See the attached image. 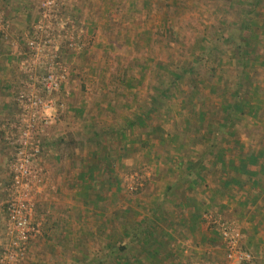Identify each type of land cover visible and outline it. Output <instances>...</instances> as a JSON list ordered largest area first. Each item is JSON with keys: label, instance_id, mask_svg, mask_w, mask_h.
Returning <instances> with one entry per match:
<instances>
[{"label": "crops", "instance_id": "0c3cea01", "mask_svg": "<svg viewBox=\"0 0 264 264\" xmlns=\"http://www.w3.org/2000/svg\"><path fill=\"white\" fill-rule=\"evenodd\" d=\"M250 36L245 43L246 53L241 55L243 62L245 60L242 65L245 77L239 80L241 96L237 97L235 94L236 84L220 79V74H215L209 82L200 79L196 86L200 90L204 87L206 91L202 97L197 95L200 91L194 93L193 102L199 114L198 119L204 115L207 120L202 118V130L194 131L195 135L202 134L206 128L209 129L210 137L216 136V142L203 158L202 166L207 170L197 183L186 179L178 180L180 178L177 176L184 173L183 170L181 171V167L174 169L173 160L161 158L160 154L164 149L155 143L154 137L146 135V124L134 126L131 130L136 133L134 135L129 130L123 131L118 137L119 146L114 143L112 136L115 135L116 123L129 121L134 116L135 112L132 111L136 108V100L133 106L120 107L123 111L129 107L125 118L119 112L117 117L113 113V124L104 123L98 129L100 142L96 143V151L101 156L96 162L87 155L94 148L92 145L85 149L83 155L80 153L81 156H78L76 149H64L63 143L71 140L70 134L65 132L60 136L65 142L59 144L54 159L49 158L46 185L37 194L36 214L43 213L46 217L40 228L39 242L31 247L26 264H66L71 258V253L66 248H85L89 243L97 248L101 244L103 232L107 231L104 229L105 224L111 228L118 221L123 224L124 219L129 220L130 217L132 222L134 217L144 215L153 222L152 229L156 224L160 232L155 234L157 238L148 242V246L155 248L164 237L169 238L165 249L178 254L177 257L163 258L162 264H264V133H255L246 124L250 119H262L259 126L264 123V74H258L264 72L260 70L264 64V47L260 43L253 49L249 48L247 40H255ZM231 53L230 67L237 71L239 58L235 56L233 49ZM255 61L261 65L257 69ZM7 71H4L5 77L10 82L1 83L4 90L16 87L17 82L11 77V71ZM208 85H211L210 95H207ZM252 88L258 89L259 97L255 100L246 98ZM9 99L11 95H4V105ZM80 102L79 107L86 109V99L81 98ZM226 104L231 107L224 108ZM166 116L170 119L168 122L165 121ZM183 117L184 113L179 116L154 114L152 123L157 119L156 123L160 122L162 127L165 126L164 130L170 129L172 133L175 128L171 124L175 119ZM106 131L111 134H106ZM132 137L139 138L140 141L133 142ZM107 141H111L112 146H108ZM169 147L171 153L183 152L179 145ZM203 147L199 143L192 146L188 155L193 159L197 158L198 152L205 151ZM187 148L188 146L185 152ZM115 150L117 162L106 164L102 152L112 151L110 157H114ZM128 158L134 164L143 165L149 172L138 191L122 195L120 191L125 189H117L113 183L121 178L119 168L124 166L123 161L126 162ZM168 184L171 187L167 188ZM120 207L121 218L117 217V209ZM201 211H205V218H202V214L199 215ZM210 212L216 218L222 216L233 220L242 229V246L251 251L250 260L231 263L225 261L224 242L215 227L209 224L211 221L207 220L210 219ZM122 227L124 224L119 226ZM134 258L136 264L156 262L152 257L146 256H131L130 261Z\"/></svg>", "mask_w": 264, "mask_h": 264}, {"label": "rangeland", "instance_id": "374dc122", "mask_svg": "<svg viewBox=\"0 0 264 264\" xmlns=\"http://www.w3.org/2000/svg\"><path fill=\"white\" fill-rule=\"evenodd\" d=\"M53 1L56 4L53 6L52 2L49 5V13L48 7L43 5L47 3V0H0V34L2 33L0 35V259L3 251L6 254L5 259L11 258L10 249L6 248L8 244L5 243L9 241L6 206L12 180L10 163L15 153V144L12 141L16 136L14 124H17L21 111L19 97L23 93L32 91L44 96L45 92L38 84V79L49 56L54 52L58 54V59L65 67L63 71L66 72L68 81L53 95L54 107L48 109L49 124L42 125L43 132L40 136L43 184L41 189L46 185L48 160L49 158L54 159V154L57 153L59 144H61L58 140L62 134L66 132L72 139L68 143H63L64 149L74 148L78 156H81L80 153L83 155L90 145L95 146L90 139L94 129H101L104 123L113 124L112 118L115 119L111 116L113 113L117 117V112H119L125 118L129 107L123 111L121 106H133L135 100L139 102V96L146 97L159 93L162 86H168L169 78L163 65L168 64L167 68L174 69L172 63L178 58H185V54H188L186 50L183 54L179 52L180 49L176 45L165 48L154 41L157 37L155 30L162 21L161 14L169 10V6L167 9L162 2L156 5L155 0ZM166 1L170 3L172 13L174 9L177 10L173 14V21L176 24L174 27L182 29L189 39L200 33L203 37L217 36L221 27L235 31L237 23L246 16V11L244 16V10L241 8L240 0H233L231 6L228 3V7L221 4L224 6L223 13H226L225 23H218L211 19V15L214 17L220 15L215 0H185L178 3L174 0ZM261 4L256 8L258 10L256 13L254 11L249 14L253 24L247 37L251 35L255 40L247 41L249 42L248 47L252 49L260 43L264 47V0ZM216 24L217 28L214 27ZM31 38H34L41 47L40 54L30 49L28 41ZM162 43L165 45L163 41ZM218 45L216 54L211 56L209 63L212 62L216 67L222 65L233 75L235 70L230 67L232 56L230 42ZM203 47L202 44L200 49ZM246 47H243L242 55L246 53L244 50ZM235 56L237 57V54ZM206 59L207 57L202 58V63L199 64L202 72L196 76L198 81L200 79L206 81L213 72L209 69L207 71L204 64ZM254 63L256 69L261 66L257 61ZM262 65L264 67V64ZM263 67L260 70H264ZM123 68L127 69L130 77H133L132 87H128L132 90H127V96L118 93L122 89L126 90V85H128L117 78ZM5 69L8 73L11 71V77L17 81L16 87L12 86L4 90V86H1L4 81L10 82L6 80ZM176 70L179 71L178 66ZM258 74L262 76L264 72ZM183 90L174 86L169 87L167 95L161 96L160 102H156L161 105L156 112L160 116L163 113L178 116L183 114V109L178 110L176 100H173V98L177 99L176 97L181 95ZM191 91L195 93L200 89L195 87ZM257 91L258 89L252 88L246 98L255 100L259 97ZM133 93H136V97ZM6 94L11 95V99L7 100L4 105L3 97ZM81 98L86 99V109L79 107ZM142 106L146 109L145 104ZM166 117L165 121L168 122L170 119ZM262 122V119L260 121L250 119L246 124L253 132L263 131L264 133V123L260 126L258 124ZM163 128H165L164 125ZM106 144L112 146L111 141H107ZM87 155L89 156V153ZM123 163L124 166L119 168L120 177L127 191L131 192V189H134L139 182L142 184L140 186H143L149 171L142 164H140L142 166L134 164L129 158ZM35 207H37L36 204ZM210 213V219L207 218V220L216 223L214 219L217 218L212 215V212ZM45 217L43 213L36 214V208L34 209L33 224L37 226L36 235L30 242L29 248L26 247L25 256L20 264L27 263L32 246L39 242L40 228ZM217 217L221 222L227 221L240 231L239 246L245 249L242 246L244 238L242 229L231 219ZM214 227L219 234L217 225ZM71 249L72 251L66 248L71 255L74 253L84 255L85 253V248L82 247H76L74 251L73 247ZM248 251L251 253L250 250ZM224 258L226 262L231 263L225 256V248ZM6 262L11 264L8 259Z\"/></svg>", "mask_w": 264, "mask_h": 264}, {"label": "trees", "instance_id": "16d2710c", "mask_svg": "<svg viewBox=\"0 0 264 264\" xmlns=\"http://www.w3.org/2000/svg\"><path fill=\"white\" fill-rule=\"evenodd\" d=\"M176 3L183 2L185 0H174ZM217 2V7L218 12L220 15L215 16L211 15L212 20H216L215 22L218 23H225L226 18V13H223L224 6L227 5V7L233 2V0H215ZM241 1V8H243L244 16H245V11H246V16L242 18L238 23H237V28L234 30H231L227 27H221L220 33L217 36H212V37H203V34L200 33V35H197L195 37H192L189 39L187 37V34L180 28H176V24H174V12L177 11L176 9L173 10L170 9V3L166 0H155V4L159 5V3H163L164 6L169 10L162 12L161 14V24H158L157 29L155 30V34L157 37H155L154 41H156L161 47L166 46H173L176 45L179 47V52L184 53L188 52V54H185V58H178L175 62L172 63L173 68H167L168 64H164L165 68V73L168 74L169 78V83L167 84L168 86H162L159 89V93L151 94L150 96L146 97H138L139 102L137 101L136 108L132 111L135 112L134 116L127 120H122L118 124L115 125L114 129L115 132L112 137L113 141L117 146H119V138L120 134L123 131L129 130L133 135L136 133H133L131 130L133 129L134 126H140L142 124H146L147 126V134L149 137H154L155 138V143L157 145H160L164 151L162 154H160L161 158L163 159H171L173 160V168L177 169L181 167V171L183 170L184 173H181L177 176V178H180L178 180L186 179L193 182H198V179L202 178L203 175L205 174V169L202 166L203 158L204 155L206 154V151L216 142L215 137H210L209 129H204L202 134L195 135V132H198L202 130V126L204 123V120L206 121L207 119L204 118V115H201V117L198 119V112L195 109V105L193 102L194 99V91L193 90L198 84L199 81L196 79L198 76V73L200 75L201 68H199V64L202 63V58L207 57L206 63H204L207 67V71H213L211 74V78L207 79L206 81L209 82L213 80V77L215 74H220V79L226 80V81H231L234 82L235 85V94L237 97L241 96V85L239 83V80H242L245 75L242 73V69L245 60L241 59L242 55V48L245 46L246 39H247V34L248 31H250L251 25V19L252 17H249V14L255 11L256 13V8L258 6L260 7L262 4L261 2L263 0H240ZM229 3V5H228ZM223 4V5H221ZM220 5V6H219ZM225 7V8H227ZM247 9V10H246ZM258 11V10H257ZM257 16L258 13H257ZM228 18V17H227ZM213 21V22H214ZM212 22V23H213ZM214 22V23H215ZM237 22V21H236ZM211 26V25H210ZM214 27L217 28V24L214 25ZM220 28V26L218 27ZM2 34V33H1ZM0 34V35H1ZM187 37V38H186ZM162 41L164 42L165 45H163ZM203 42V43H202ZM230 42V46L233 49V52L237 54V58H239V61L237 62L239 68L237 71L234 72L233 75H231L230 72H228V69L221 66H213L212 62L209 63L211 60V56L216 54V46H221L222 43H228ZM188 43V47L187 46ZM205 43V44H204ZM203 49H200L201 46ZM166 50V49H165ZM209 59V60H208ZM176 66L179 67V71L176 70ZM206 74V73H205ZM118 79L121 82H125L128 85H126V90L122 89L118 93L124 96H127V90H132L129 89L132 87L133 84V77H130L127 69L123 68L120 70V72L117 75ZM204 80V79H203ZM177 87V88H182L184 89L177 99L173 98V100H176V105L178 106V110L183 109L184 114L183 119L176 120L171 124L173 128H175V131L171 133L170 129L164 130V128L161 126V123H156V120L153 122L152 117L154 114H158V108H160V104L156 102H160L159 98L161 96H166L167 91L169 87ZM180 86V87H179ZM209 86V85H208ZM211 86V85H210ZM209 86V92L207 95H210L211 89ZM124 87V86H123ZM122 87V88H123ZM129 87V88H128ZM134 89V88H133ZM205 88L203 87V90L201 89L200 92L198 93L199 96H204ZM134 96L136 97V93H133ZM145 104L146 109L142 106ZM224 108L228 109L229 104H226L223 106ZM227 111V110H226ZM232 111V110H229ZM228 112V111H227ZM204 120H203V119ZM177 123V124H176ZM210 123V122H209ZM207 123V125H209ZM180 126V127H179ZM211 127V124L209 125ZM218 129V128H217ZM128 131V132H129ZM110 131H106L105 133L107 134ZM104 133V134H105ZM111 134V132H110ZM109 135V134H108ZM103 136V135H102ZM100 132L98 129H94V133L92 134V137L90 139L95 143L94 148H91L92 150L89 152V159L95 160L94 162L98 161L97 159L100 158L101 153L99 154L96 151V143L99 141L100 142ZM111 137V138H112ZM105 140V138L103 137ZM133 142L138 143L140 139L138 138H131ZM72 140V139H71ZM70 140V141H71ZM95 140V141H94ZM127 140V139H125ZM57 141V140H56ZM59 142L58 143H63L65 142L63 138L60 139L59 137ZM202 144L205 149V151L199 153L198 152V157L193 159L190 154L188 153L191 152V147L195 146L196 144ZM125 144V143H124ZM141 144L143 142L141 141ZM170 145H173L174 147L178 146L183 149V152L174 154L173 152H170ZM186 146H188L187 151L185 152ZM173 147V148H174ZM120 148V147H119ZM117 149V148H116ZM119 152V151H118ZM111 153L113 152H107L103 153V156H105V161L107 162L106 164H110L111 162H117V150L114 151L116 155L114 157H110ZM121 154V150L119 152ZM129 156V155H128ZM112 158L114 160H112ZM134 163V161L132 160ZM116 179V178H115ZM177 180V181H178ZM114 186H117V189H122V187L125 189V191H120L122 195L125 193H130V191H127V188L124 187L123 184V179L119 178L115 180L113 183ZM142 184L137 183L136 187L134 189H131V192H136L138 191ZM119 187V188H118ZM171 187V185L166 186ZM166 188V189H167ZM202 203H204V200H201ZM120 209V210H119ZM122 208L117 209V217L121 218V212ZM206 211V210H205ZM205 211H201L199 215L202 214ZM124 227L119 228L120 225H123ZM118 221L117 225L115 227L108 228L110 226H107L105 224V228L107 231L103 232V238L101 239V244L97 248H93V244L89 243V245L85 246V253L84 255H77V253H74L71 255L70 261L67 262L66 264H136V259H132L130 261L131 256H139V257H152L155 259L154 264H162L163 263V258L169 256V257H177L178 254L176 255L169 251V249H165L166 246V241H169V238L162 240L161 243H159V246L155 248H150L148 245V242L151 241V239L157 238V235L160 232H158V227L155 224L154 229L153 227V222H150L147 216H142L139 218L134 217L133 221L131 222V219L129 217V220L124 219V223ZM212 224V226L215 224L218 225V223H212V221L209 223ZM208 224V225H209ZM213 226V227H214ZM117 229L119 231H117ZM157 231V232H156ZM36 235V234H35ZM34 237L29 239V243H27L28 248L30 245V242L32 241ZM125 240L123 243L122 241ZM165 241V242H164ZM76 247H73V251ZM72 251V249L70 250ZM77 251V250H76ZM145 259V258H144ZM175 259V258H174ZM244 262V261H242Z\"/></svg>", "mask_w": 264, "mask_h": 264}, {"label": "built area", "instance_id": "2783aa9c", "mask_svg": "<svg viewBox=\"0 0 264 264\" xmlns=\"http://www.w3.org/2000/svg\"><path fill=\"white\" fill-rule=\"evenodd\" d=\"M56 4L53 0H47L44 6ZM45 12H43L44 15ZM45 16V15H44ZM29 47L34 53L40 54L41 47L34 38L29 41ZM43 65V71L38 79L44 96L38 92L23 93L20 97V117L18 118L13 142L15 153L10 167L12 171L11 186L9 187L7 200V235L9 241L7 249H10L8 261L11 264H20L26 252L27 243L36 234L33 224L36 194L43 184V165L41 164V134L42 125L49 124L50 114L48 109L54 107L53 95L59 91L68 81L66 72L58 54L52 53ZM29 106V108L27 107ZM27 107V108H26ZM31 121V122H30ZM218 223L219 234L225 244V256L229 261H248L251 253L239 246L240 231L227 221L214 219ZM5 245V244H4ZM0 264L6 262V254L3 251Z\"/></svg>", "mask_w": 264, "mask_h": 264}]
</instances>
